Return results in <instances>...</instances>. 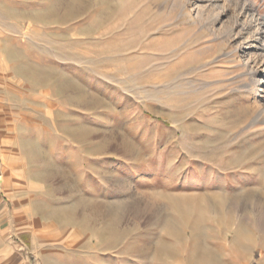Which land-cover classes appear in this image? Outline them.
Instances as JSON below:
<instances>
[{
  "label": "rangeland",
  "instance_id": "374dc122",
  "mask_svg": "<svg viewBox=\"0 0 264 264\" xmlns=\"http://www.w3.org/2000/svg\"><path fill=\"white\" fill-rule=\"evenodd\" d=\"M206 5L0 0V264H264L260 101Z\"/></svg>",
  "mask_w": 264,
  "mask_h": 264
},
{
  "label": "bare ground",
  "instance_id": "6f19581e",
  "mask_svg": "<svg viewBox=\"0 0 264 264\" xmlns=\"http://www.w3.org/2000/svg\"><path fill=\"white\" fill-rule=\"evenodd\" d=\"M206 2L208 4L206 5V8L209 10L208 26H210L209 24L214 26L216 23L221 22L225 13L231 12L230 23L227 22L228 24H224L221 31H224L228 36L245 35L241 44L244 45L243 49H247L246 58L248 60L246 61L245 66L248 67L247 74L250 80V83L245 84V87H256V98L258 97L260 101L259 109L252 121V125L260 122L264 123V17H260L256 14L250 3H241L239 0L234 2L230 1V5L226 4V0L224 1V4L221 3L220 0H206ZM210 7L211 9H209ZM253 37H255L253 41L254 43L252 42ZM253 63L262 66L263 71L256 69L252 65Z\"/></svg>",
  "mask_w": 264,
  "mask_h": 264
}]
</instances>
